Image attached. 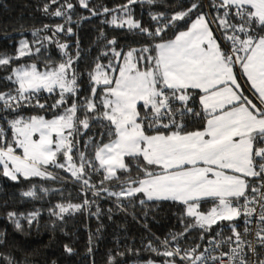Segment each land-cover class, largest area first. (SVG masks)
I'll return each instance as SVG.
<instances>
[{
  "label": "snow or ice",
  "instance_id": "obj_1",
  "mask_svg": "<svg viewBox=\"0 0 264 264\" xmlns=\"http://www.w3.org/2000/svg\"><path fill=\"white\" fill-rule=\"evenodd\" d=\"M160 3L125 0L100 11L90 7L91 0L43 5L45 15L64 23L34 31L32 42L21 39L15 54L0 53V69L11 68L6 80L15 85L0 91V175L15 182L63 181L55 170L69 173L85 198L50 207L49 216L59 221L90 210L95 201L87 198L89 192L106 193L121 207L122 200L182 205L183 231L162 240L153 236L156 243L145 244L163 260L141 264H264V0H209L207 10L191 0L170 14L151 12V27L135 18L134 5ZM77 5L107 17L104 24L143 36L145 43L118 49L115 38L101 33L105 49L90 70L80 71L78 42L73 54L69 43L56 39L61 33L75 35L70 25ZM49 29L51 36L40 37ZM48 44L60 50L62 60L48 56L42 68L37 62L15 64L38 57ZM85 75L87 95L80 86ZM241 75L246 80L238 79ZM25 109L39 111L25 115ZM93 125L103 131L98 139L87 136L82 150L80 138ZM52 191L34 183L22 195L39 200L40 193ZM100 211L96 205L92 214L99 218ZM41 215L39 209L11 211L7 219L24 232L25 224L38 226ZM241 219L242 231L236 223ZM221 222H227L231 235H223ZM216 225L203 251L200 244L181 246L189 232L198 230L204 240ZM4 235L0 232V245ZM64 249L70 255L74 251L68 245ZM0 261L21 264L3 252ZM108 264H117L116 256Z\"/></svg>",
  "mask_w": 264,
  "mask_h": 264
},
{
  "label": "trees",
  "instance_id": "obj_2",
  "mask_svg": "<svg viewBox=\"0 0 264 264\" xmlns=\"http://www.w3.org/2000/svg\"><path fill=\"white\" fill-rule=\"evenodd\" d=\"M48 0H0V53L15 54L21 39H28L32 42L35 37L32 33L36 30H43L45 25L54 26L64 23L63 18L51 17L43 12V5ZM76 4V0H72ZM191 0H161L159 5H134L135 18L140 20L146 27H151L154 23L150 20L151 12H168L180 10V5L187 7ZM205 6L209 0H199ZM125 0H91L90 7L100 11V6L106 5L113 7L123 4ZM57 5H52L56 8ZM51 10V9H50ZM81 17H90L81 20ZM105 16H92L91 13L77 5L75 12L72 13L73 23L70 25L75 35L66 36L58 34L56 39L70 44L69 51L73 54L79 44L80 60L76 66L82 72L91 69L95 58L105 49L107 39L115 38L116 47L127 50L130 47H139L145 43L143 36L134 32H129L127 28L119 29L111 25L104 24L102 21ZM79 21V23H77ZM67 26V25H66ZM104 34V37L101 36ZM40 37L51 36L52 31H40ZM171 35V33H169ZM39 45H34V47ZM48 56L54 62L63 59L60 50L53 44H48L47 51L41 50L38 57H25L15 61L16 65L21 63L37 62L41 68L43 60ZM11 73V68L0 69V91H7L15 87L6 76ZM238 79L243 81L242 75ZM243 88L248 90V86L242 83ZM83 95L88 94L89 85L87 76H82L80 81ZM47 98V93H44ZM55 97L48 98L51 104ZM33 109H25V115L34 114ZM51 116V113H48ZM196 124L193 127H200ZM191 130V128H190ZM103 131L99 126L93 125L83 137L80 138V146L83 145L89 135H95ZM65 180H23L19 182L11 181L9 178L0 175V232L5 233V244L0 245V252L11 255L21 264H108L110 256H116L117 264H141L148 259L162 261L163 257L145 250V244L153 240V236L161 240L168 236L170 232H181L183 228L180 223V216L183 214V206L172 201H149L145 205L139 203L130 204L127 200H122L119 206L114 197H108L102 193L100 197H94L91 192L87 198L94 200L95 204L90 210L76 213L72 216H65L63 221L49 216L48 209L60 202L71 201L80 203L85 198L80 192L79 185L70 177L69 173L55 170ZM135 174V167H133ZM99 175H93V181H99ZM39 184L45 188L53 190L49 195L40 193L41 199L34 200L24 197L22 193L28 191L32 184ZM59 189L60 191H55ZM63 193V194H61ZM96 205L100 208V215L97 218L92 213L96 212ZM204 207H207L205 205ZM39 209L42 212L38 226L27 228L25 231L18 232L13 224L7 219V213L17 211L27 213ZM110 210V211H109ZM187 222V221H186ZM224 227L223 235H231L227 222H221ZM239 229H243L242 219L236 222ZM219 225L213 226L212 232L205 234V239L200 240V232L193 230L180 241L182 247L200 244V251L208 247V240L215 234ZM73 248V253L68 254L64 246ZM159 246V245H157ZM91 249V252H89ZM128 249H132L131 252ZM124 252L125 255H117ZM3 264V261H0ZM179 264V262H178Z\"/></svg>",
  "mask_w": 264,
  "mask_h": 264
},
{
  "label": "crops",
  "instance_id": "obj_3",
  "mask_svg": "<svg viewBox=\"0 0 264 264\" xmlns=\"http://www.w3.org/2000/svg\"><path fill=\"white\" fill-rule=\"evenodd\" d=\"M242 79H243V80H246V77H243V76H242ZM244 84L247 85L248 88H249V85H248L247 83H244ZM242 87H243V85H242ZM246 94L249 95L250 98H253L251 92H248V91L246 90ZM254 102H257V101L254 100Z\"/></svg>",
  "mask_w": 264,
  "mask_h": 264
},
{
  "label": "built area",
  "instance_id": "obj_4",
  "mask_svg": "<svg viewBox=\"0 0 264 264\" xmlns=\"http://www.w3.org/2000/svg\"><path fill=\"white\" fill-rule=\"evenodd\" d=\"M249 238H251V237H249ZM258 251H259V247H258ZM260 258H264V252L261 253Z\"/></svg>",
  "mask_w": 264,
  "mask_h": 264
}]
</instances>
